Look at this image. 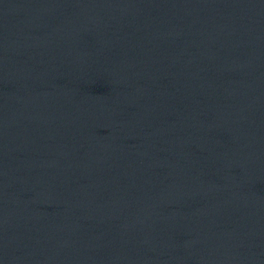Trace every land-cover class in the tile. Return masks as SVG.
Segmentation results:
<instances>
[{"label":"water","instance_id":"1","mask_svg":"<svg viewBox=\"0 0 264 264\" xmlns=\"http://www.w3.org/2000/svg\"><path fill=\"white\" fill-rule=\"evenodd\" d=\"M0 264H264V0H0Z\"/></svg>","mask_w":264,"mask_h":264}]
</instances>
